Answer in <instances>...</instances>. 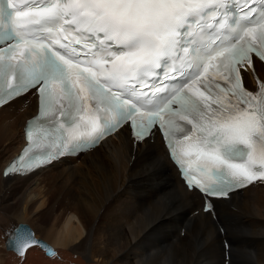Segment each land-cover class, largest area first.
Wrapping results in <instances>:
<instances>
[{
    "label": "snow or ice",
    "instance_id": "1",
    "mask_svg": "<svg viewBox=\"0 0 264 264\" xmlns=\"http://www.w3.org/2000/svg\"><path fill=\"white\" fill-rule=\"evenodd\" d=\"M237 6L0 0V106L31 89L39 98L25 155L39 154L26 165L18 157L5 175L95 147L127 125L136 141L162 133L206 212L212 197L264 180V82L253 92L244 80L255 74L253 56L264 62V0H239L242 19L230 22ZM42 243L26 226L9 236L21 255Z\"/></svg>",
    "mask_w": 264,
    "mask_h": 264
},
{
    "label": "bare ground",
    "instance_id": "2",
    "mask_svg": "<svg viewBox=\"0 0 264 264\" xmlns=\"http://www.w3.org/2000/svg\"><path fill=\"white\" fill-rule=\"evenodd\" d=\"M253 62L244 80L255 92L264 65ZM36 108L32 91L0 107V264H264V181L213 199L206 212L157 132L136 141L124 127L83 154L3 177ZM20 223L55 254L38 244L7 250Z\"/></svg>",
    "mask_w": 264,
    "mask_h": 264
},
{
    "label": "water",
    "instance_id": "3",
    "mask_svg": "<svg viewBox=\"0 0 264 264\" xmlns=\"http://www.w3.org/2000/svg\"><path fill=\"white\" fill-rule=\"evenodd\" d=\"M21 226H26V227H27L28 229H30L31 232L33 233L31 227H30L28 224H26V223H20V224L17 225L16 228L21 227ZM16 228H14V229L8 234V236L6 237V239H5V246H6V249H7V250H11V251H14V252L17 253V254H20V252L17 250V249H18V246H17L16 248H14V247H12V246L9 244V236H10L11 233L14 232V230H15ZM34 237H35V236H34ZM35 239L38 240V241L43 242L42 244H38V245H39L42 249L45 250L46 254L51 255V253H53V248H52L47 242H45L44 240H42V239H40V238H36V237H35ZM45 245H47V246H49V247H45ZM49 248H50L51 252L49 251Z\"/></svg>",
    "mask_w": 264,
    "mask_h": 264
},
{
    "label": "rangeland",
    "instance_id": "4",
    "mask_svg": "<svg viewBox=\"0 0 264 264\" xmlns=\"http://www.w3.org/2000/svg\"><path fill=\"white\" fill-rule=\"evenodd\" d=\"M28 225L32 228V230L34 231V235H35V229H34V227L31 225V224H29L28 223ZM126 230H128V227H126ZM38 235V234H37ZM169 236H170V239L173 241V238L174 237H176V235L175 234H173V233H170L169 232ZM138 258H134V260H133V262H135V263H138Z\"/></svg>",
    "mask_w": 264,
    "mask_h": 264
}]
</instances>
